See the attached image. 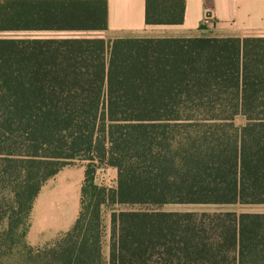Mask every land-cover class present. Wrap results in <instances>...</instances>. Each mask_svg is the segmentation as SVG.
Segmentation results:
<instances>
[{
    "label": "trees",
    "instance_id": "trees-1",
    "mask_svg": "<svg viewBox=\"0 0 264 264\" xmlns=\"http://www.w3.org/2000/svg\"><path fill=\"white\" fill-rule=\"evenodd\" d=\"M185 7L146 0V23ZM106 29L107 0H0V30ZM77 162L78 217L30 244L42 187ZM167 204L264 205V37L0 38V264H264V212Z\"/></svg>",
    "mask_w": 264,
    "mask_h": 264
},
{
    "label": "crops",
    "instance_id": "crops-1",
    "mask_svg": "<svg viewBox=\"0 0 264 264\" xmlns=\"http://www.w3.org/2000/svg\"><path fill=\"white\" fill-rule=\"evenodd\" d=\"M180 24H147L146 0H107L106 30H0V38H70L125 36L264 37V0H185ZM211 25H202L207 11ZM83 165H68L42 187L32 209L27 239L39 246L68 231L80 210Z\"/></svg>",
    "mask_w": 264,
    "mask_h": 264
},
{
    "label": "rangeland",
    "instance_id": "rangeland-1",
    "mask_svg": "<svg viewBox=\"0 0 264 264\" xmlns=\"http://www.w3.org/2000/svg\"><path fill=\"white\" fill-rule=\"evenodd\" d=\"M238 123H241L242 121L240 119L237 120ZM84 164L83 162H77L74 165H82ZM116 177H117V173H116V169L114 168H110V167H106V168H102L98 171L97 173V182L99 184H104L106 186H110V187H115L116 186ZM139 208H153V206H136ZM119 209L121 207L119 206H108L107 208H105L104 210V222L106 225V237H105V252L107 251V245H108V231H109V215L111 212V209ZM164 209L166 210H190V211H235V212H264V205L262 204H254V205H194V204H167L165 206H163Z\"/></svg>",
    "mask_w": 264,
    "mask_h": 264
},
{
    "label": "built area",
    "instance_id": "built-area-1",
    "mask_svg": "<svg viewBox=\"0 0 264 264\" xmlns=\"http://www.w3.org/2000/svg\"><path fill=\"white\" fill-rule=\"evenodd\" d=\"M202 25L204 27H207V26L211 25V12L209 10L205 14V17H204Z\"/></svg>",
    "mask_w": 264,
    "mask_h": 264
}]
</instances>
